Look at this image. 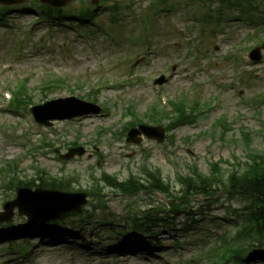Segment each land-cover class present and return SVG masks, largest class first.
I'll use <instances>...</instances> for the list:
<instances>
[{
	"label": "rangeland",
	"instance_id": "obj_1",
	"mask_svg": "<svg viewBox=\"0 0 264 264\" xmlns=\"http://www.w3.org/2000/svg\"><path fill=\"white\" fill-rule=\"evenodd\" d=\"M34 1L24 0L22 4L12 6L13 10L6 19L11 29L0 24V169L6 162L18 161L20 180L31 181L33 190L36 189V183L40 182L38 169L44 171L47 177L76 173L82 185H73L70 190H78L87 189L94 174L99 178L102 173H108L126 179L131 172L137 173L140 168L149 166L160 169L175 190H179L178 173L191 174L193 167L207 173L210 163L229 161L235 164L236 156L245 161L248 152L246 143L252 150L264 151L263 97L257 98V103L252 102L254 104L243 103L245 99L251 100L253 95L264 91V58L262 63L249 67L250 70L242 77L232 78L234 50L247 34L257 33L256 29L260 27L254 26L249 19L239 18L237 8L227 10L218 26L215 21L201 22L195 17H187L186 0H174L166 4L160 0H107L98 9L96 26L92 28L91 24L79 26L77 19L73 18L75 12L92 5V0L68 2L61 9L67 12L62 15V24L50 19L37 21L40 10L32 5ZM23 5L31 8H22ZM203 5V2L198 1L189 12L194 10L198 15L203 14L202 9H196ZM114 6L117 10L113 9ZM157 7L159 11L156 14L160 16L154 21V26L150 27L156 36L154 42L150 43L152 53L140 61L139 56L138 65L130 66L131 70L140 73L141 78L138 82L128 83L127 68L122 64L117 65L116 69L112 68L116 66L117 57L131 55L138 49L131 46L129 49L127 44L116 46L109 36L124 33L115 38L119 41H127L126 34L134 38L137 35L139 38L142 19L147 14H154ZM167 9L170 12H164ZM113 12L116 20L112 19ZM34 23V26H30ZM25 26L32 27V30L26 46L19 51L16 38L20 37V30ZM137 41L136 38L135 43ZM198 46L201 47L199 55L194 52ZM8 61H15L16 65L4 70L10 64L5 63ZM173 66H176L174 71L171 70ZM100 69L106 72L101 84L109 78L115 84L103 87L96 96V103L103 107L100 115L56 121L50 128L41 126L39 130H33L25 122L23 112L4 107L7 100L3 92L12 96L13 87L27 75H30L26 85L27 94H31L32 102L37 105L69 96L88 101ZM52 73L66 79V85L43 91V79L53 78ZM163 75L169 82L164 86H155L154 81ZM77 86L80 91H77ZM194 86L199 89L198 93L194 92ZM72 91L75 92L70 94ZM160 92L167 93L165 98L171 103L185 95L188 100H198L205 106L210 104L211 94L217 93L221 106L206 111V116L197 124L175 130L171 135L172 141L167 139L165 143L158 144L144 139L138 146L126 143L125 138L115 133L124 127L125 104L134 107L141 118L149 107L159 102ZM257 113L261 114L262 119L255 118ZM223 116L232 124L233 129L227 138L228 142L218 140V135L215 141L211 135L200 136L202 133H210L213 124ZM102 128L106 130L99 133L97 130ZM242 128H246L247 137L241 133ZM233 138L240 142L233 144ZM40 139L46 142L43 144ZM187 141H191L188 150L185 148ZM75 142L86 150L85 155L63 160L61 154L66 153ZM93 142H97V146H93ZM24 145L29 146L28 153ZM42 146L44 150H37L35 155H30L31 149L36 150ZM102 189L107 195L104 198L107 208L96 214L97 221L94 224L80 228L71 221L60 222L55 230L61 232V235L47 238L46 246L41 244L44 239L36 241L33 253L23 260L6 257L4 251H7V247L0 245V264H182L183 260L196 256V252L197 255L201 253L197 243L203 236L199 233L200 227L209 228L212 235L210 244H214L215 237L223 230L230 228L228 224L218 221L224 216L220 204L223 199H219L220 203L210 210L207 218L201 220L196 217V223L188 226L187 235H177L173 229L161 226V243L148 241L142 244V251L124 250L123 246L129 240L119 230L108 232V221H114L116 227L123 226V216L130 205L144 209L153 205L167 207L162 204L167 198L159 194L124 197L104 183ZM9 198H15L14 190H0V211ZM200 205L193 203L194 212ZM233 206L239 205L233 203ZM24 220L14 215V227L19 229L24 226ZM177 222L178 226L185 223V216H178ZM2 225L0 232L6 231L1 228ZM73 233L78 234L73 239L76 246L63 244L65 236L62 235ZM177 240L180 248L175 246ZM53 245L56 246L51 248ZM257 250L251 252L253 254L249 261L251 264H264V248Z\"/></svg>",
	"mask_w": 264,
	"mask_h": 264
},
{
	"label": "trees",
	"instance_id": "obj_2",
	"mask_svg": "<svg viewBox=\"0 0 264 264\" xmlns=\"http://www.w3.org/2000/svg\"><path fill=\"white\" fill-rule=\"evenodd\" d=\"M177 108L181 114H185V108L181 103L177 105ZM167 118L165 113H162L160 108L156 106L153 110L151 121L156 125H160ZM178 124L179 122L173 120L171 127H175ZM252 154L249 155L250 161L245 164L246 166L241 173H235L228 179H224L223 175L219 174L218 178L214 177L215 179L213 180L221 182L231 196L234 195L249 203L245 210L247 211L245 216L249 219L250 226L246 229V232L260 237L261 241L264 242V154ZM202 180L200 179L199 183H193L194 189L207 190V193H209L215 186L214 184L217 183L210 181V178L206 179V182L205 179L202 178ZM69 184L70 181L68 179H62L54 181L51 187L65 189ZM192 187V184H189L186 192L189 193ZM175 209L176 207H174V211ZM149 218H151V215L147 213L144 219L148 220ZM236 254L240 256L241 251L236 252ZM235 262L236 264H241L238 259Z\"/></svg>",
	"mask_w": 264,
	"mask_h": 264
},
{
	"label": "water",
	"instance_id": "obj_3",
	"mask_svg": "<svg viewBox=\"0 0 264 264\" xmlns=\"http://www.w3.org/2000/svg\"><path fill=\"white\" fill-rule=\"evenodd\" d=\"M5 1H7V2H9L10 0H0V2L1 3H5ZM44 2L45 3H48V4H52V5H54V0H44ZM58 6H59V4H57ZM68 103H73V104H76V106H77V108L75 109L76 111L77 110H79L80 109V107L79 106H81V104L80 103H78V102H76L75 100H70V101H67ZM63 102H56V103H52V104H49V105H47L48 107H45V109H53V108H51V106H56V105H60V104H62ZM88 110H90L91 109V107L90 106H87V105H85V104H83ZM39 111V110H38ZM52 113H55V111H53ZM78 114H82V110L81 111H79V112H75V113H73V114H71V115H65V116H60V118L59 119H66V118H69V117H71V116H76V115H78ZM51 119H52V117H51ZM39 121L40 122H43V121H41L40 119H39ZM142 130H143V133L148 137V138H156V139H158L159 141H162L163 139H164V135H163V130H161V129H155V128H142ZM133 133H139L138 131H135V132H133ZM132 136V135H131ZM132 141L133 142H136V143H138V142H140V140H136L135 139V135H133V137H132ZM53 194H55L54 196H56V197H61L59 194H56V193H53ZM35 196V195H42L41 193H36L35 195L33 194V193H31L30 191H28V190H20L19 191V197L20 198H22L23 196ZM64 196H67L68 197V199H71V198H73V205H75L76 206V208L78 207V208H80L81 207V205H83L84 203H85V201H84V199L83 198H85V196H80V195H78V196H73V195H64ZM80 197V198H79ZM76 198H78V199H80L78 202H75L76 201ZM17 203H18V201L17 202H15V204H13V205H17ZM10 209H12V208H10ZM21 209V213L22 214H25L26 216H28L31 220H38V218H41L42 216H37L36 214H33V213H31L30 211H28V210H26L25 208H20ZM72 209V208H71ZM71 209H69V210H71ZM66 211V210H65ZM64 211V212H65ZM64 212H62L61 214H57V215H55L54 217H53V219H58V218H60L63 214H64Z\"/></svg>",
	"mask_w": 264,
	"mask_h": 264
}]
</instances>
